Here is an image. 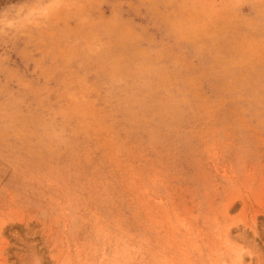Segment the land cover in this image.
<instances>
[{"label":"rangeland","instance_id":"374dc122","mask_svg":"<svg viewBox=\"0 0 264 264\" xmlns=\"http://www.w3.org/2000/svg\"><path fill=\"white\" fill-rule=\"evenodd\" d=\"M0 264H264V0H0Z\"/></svg>","mask_w":264,"mask_h":264}]
</instances>
